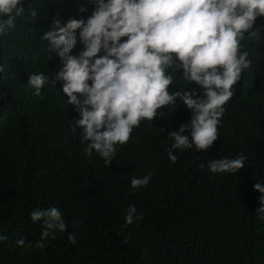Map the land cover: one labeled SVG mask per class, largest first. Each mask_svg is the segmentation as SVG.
Returning a JSON list of instances; mask_svg holds the SVG:
<instances>
[{
    "label": "trees",
    "instance_id": "1",
    "mask_svg": "<svg viewBox=\"0 0 264 264\" xmlns=\"http://www.w3.org/2000/svg\"><path fill=\"white\" fill-rule=\"evenodd\" d=\"M22 2L25 13L0 36V235L8 237L0 242V264H264V220L257 214L264 194L254 187L264 185V17L254 28L260 39L246 35L241 42L251 64L208 151L174 150L177 160L169 159V132L193 115L177 99L156 120L142 121L106 166L95 152L86 155L83 129L73 131L79 113L56 80L60 58L42 39L57 19H86L95 0ZM30 73L48 77L40 96L27 86ZM171 74V91L203 95L181 73ZM241 154L247 159L237 173L209 170L211 159ZM149 173L148 185L133 190L132 178ZM129 205L143 215L131 225ZM51 207L62 212L67 230L40 249L43 221L30 215ZM21 238L24 246L16 244Z\"/></svg>",
    "mask_w": 264,
    "mask_h": 264
},
{
    "label": "clouds",
    "instance_id": "2",
    "mask_svg": "<svg viewBox=\"0 0 264 264\" xmlns=\"http://www.w3.org/2000/svg\"><path fill=\"white\" fill-rule=\"evenodd\" d=\"M24 13L22 0H0V36ZM31 17L36 18L35 10ZM260 17H264V0H95L86 19L55 20L53 30L44 32L42 39L49 42V52L60 58L56 80L63 82L67 103L79 113L72 129H83L86 155L95 152L110 166L117 146L127 144L142 121L156 120L159 109L175 107L177 99L193 115L169 132L167 137L174 141L168 149L169 159L177 160L174 150L208 151L219 138L218 127L234 96V86L251 64L241 42L246 35L260 39L254 30ZM78 43L82 50L73 54ZM169 70L181 73L188 85L200 86L203 95L187 88L171 91L174 76ZM47 82L43 73H30L27 86L40 96ZM246 159L242 154L211 159L208 167L212 173H237ZM150 179L151 173L132 178L131 186L139 189ZM254 187L264 194V185ZM257 214L264 220V195ZM30 218L43 221L35 245L40 249L46 247L44 240L67 230L57 207L37 209ZM125 219L131 225L143 215L129 205ZM7 239L0 235V242ZM68 239L76 242L74 234ZM25 241L21 238L16 244L24 246Z\"/></svg>",
    "mask_w": 264,
    "mask_h": 264
}]
</instances>
